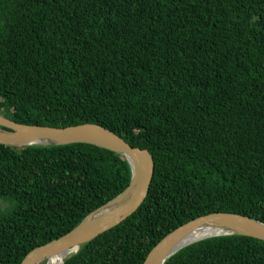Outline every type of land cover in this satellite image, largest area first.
<instances>
[{
    "label": "trees",
    "instance_id": "obj_1",
    "mask_svg": "<svg viewBox=\"0 0 264 264\" xmlns=\"http://www.w3.org/2000/svg\"><path fill=\"white\" fill-rule=\"evenodd\" d=\"M0 113L101 124L153 157L141 205L62 264H142L211 212L264 222V0H0ZM130 175L88 143H0V264L71 230ZM164 264H264V241L208 237Z\"/></svg>",
    "mask_w": 264,
    "mask_h": 264
},
{
    "label": "water",
    "instance_id": "obj_2",
    "mask_svg": "<svg viewBox=\"0 0 264 264\" xmlns=\"http://www.w3.org/2000/svg\"><path fill=\"white\" fill-rule=\"evenodd\" d=\"M0 143L13 147L88 143L124 156L131 172L129 183L121 192L87 213L65 234L30 250L20 264H41L43 261L49 264L52 257H68L100 233L121 223L144 201L154 171L153 157L147 149L130 145L120 135L97 123L60 127L30 125L0 113ZM200 231L207 233L187 241L193 232ZM221 235H245L264 241V222L251 216L220 211L195 217L163 236L150 249L142 264H164L179 249Z\"/></svg>",
    "mask_w": 264,
    "mask_h": 264
},
{
    "label": "bare ground",
    "instance_id": "obj_3",
    "mask_svg": "<svg viewBox=\"0 0 264 264\" xmlns=\"http://www.w3.org/2000/svg\"><path fill=\"white\" fill-rule=\"evenodd\" d=\"M207 232L200 231V232H193L191 236L187 239V241L197 238L198 236L204 235ZM66 255L56 256L49 259V264H60L63 259H65Z\"/></svg>",
    "mask_w": 264,
    "mask_h": 264
},
{
    "label": "rangeland",
    "instance_id": "obj_4",
    "mask_svg": "<svg viewBox=\"0 0 264 264\" xmlns=\"http://www.w3.org/2000/svg\"><path fill=\"white\" fill-rule=\"evenodd\" d=\"M9 206H10V200L4 199V198L0 199V211L8 208ZM45 263H46V261H45Z\"/></svg>",
    "mask_w": 264,
    "mask_h": 264
}]
</instances>
